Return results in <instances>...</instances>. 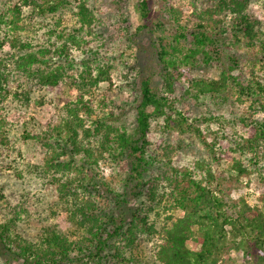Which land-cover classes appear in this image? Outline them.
<instances>
[{
    "label": "trees",
    "instance_id": "1",
    "mask_svg": "<svg viewBox=\"0 0 264 264\" xmlns=\"http://www.w3.org/2000/svg\"><path fill=\"white\" fill-rule=\"evenodd\" d=\"M68 1L8 0L6 5L0 0V111L31 100L24 89L8 85L5 58L11 50L17 54L12 56L16 70L40 87H55L73 71L72 84L80 88L74 100L63 103L56 123L39 136L24 134L41 143V162L18 160L22 153L10 123L0 116V168L8 167L19 180L25 178L23 170L26 181L47 177L58 208L74 226L66 233L43 224L35 239L25 238L20 222L38 214L41 197L26 189L12 202L0 191V264H264V156L259 150L264 149V117L254 116L264 111V35L262 22L246 10L250 0H213L201 10L190 0V27L181 24L182 11L170 6L175 32L158 52L164 62L159 85L149 77L138 79L137 70L131 77L119 73L103 52L111 41H135L138 34L125 26L120 37L107 31L85 1L77 3L69 24L62 17L46 25L36 21ZM24 5L31 16L23 13ZM137 8L147 18V0ZM42 27L45 38L37 34ZM240 45L248 57L235 51ZM77 56L81 66L74 63ZM180 70L193 73L185 88ZM99 82L107 87L97 96ZM123 88L134 96L131 129L128 111L115 105ZM206 96L238 111L227 117L192 115L188 99ZM159 119L154 144L148 132ZM211 120L217 129L205 131L200 124ZM196 143L202 147L191 164H173L179 151ZM254 172L263 188L253 203L232 198L230 186H241ZM176 209L182 215H175Z\"/></svg>",
    "mask_w": 264,
    "mask_h": 264
},
{
    "label": "rangeland",
    "instance_id": "2",
    "mask_svg": "<svg viewBox=\"0 0 264 264\" xmlns=\"http://www.w3.org/2000/svg\"><path fill=\"white\" fill-rule=\"evenodd\" d=\"M3 1L6 5L8 4V0ZM79 1H85L91 9L100 14L101 21L106 27H109L107 31L119 34L120 27L125 26L129 31H135L138 34L135 41H128L126 38L120 41H111V43H109L110 48L103 52V54L110 57L111 62L119 69V73L121 75L128 74V77H131L134 75V72L138 71V79L141 77H149L155 85H159L161 83V73L164 71V62L160 59L158 52L161 49V44L165 43L166 40L170 41L171 36L175 32L174 24L171 23L172 15L169 7L176 6L181 10L183 14L181 24L190 27L191 21L186 18V15L190 14L194 8L191 1L147 0L150 11L147 18L144 19L140 17L137 8L140 0H69V3L64 5L57 13L53 15L48 14L47 17L44 18L38 17V20L33 18V21H40L41 25H46L49 22H53L56 17H62L65 20L64 22L69 24L74 20V12ZM195 3L201 10L207 6H212L213 0H196ZM263 4V0H250L246 10L253 18L262 22L260 26L264 35ZM1 5L3 4L1 3ZM23 13L27 16H31L28 5L23 6ZM37 34L45 38L47 36L46 28L42 27ZM118 36L120 37L121 35L119 34ZM41 37L39 38L42 39ZM235 51L240 52L239 54L242 55L246 53V49L242 45L237 47ZM16 55L17 54H14V51L11 50L7 53V58H5L10 71L7 80L8 85L12 89H18V87L24 89L31 100L28 104L16 102L13 107L7 106L8 108L6 111H0V116H3L10 123L11 133L14 135L13 137L16 140L15 143L22 153V156L19 157L18 160L38 163L41 162L44 149L36 138H25L24 134L29 132L31 135L39 136L46 125H52L57 122L58 113L63 103L74 100L78 95L80 88L72 84V76H76L77 72L70 71V73H72L71 78L66 76L55 87H40L36 83L35 78L16 70L13 63V59H16ZM244 55L248 57L247 54ZM82 61L83 59L77 56L74 63L77 66H81ZM226 64L227 62L222 63L220 67ZM250 65V61L246 62V69H248ZM180 71L183 73V70ZM201 71L200 69L198 72ZM210 73L212 75L215 72L212 73L211 71L207 74L210 75ZM192 77L193 73H183L179 78L181 86L185 88L188 84V80ZM80 87L83 86L80 85ZM106 87V82H99L97 85V96H100L101 91L105 90ZM114 99L116 108H125L128 111L126 121H130L134 113L130 108L134 99L132 91L126 88L117 90ZM36 100L40 101V103ZM187 102L188 105L186 108L190 109L192 115L201 117H207L209 113L216 115L224 114V116L227 117L238 111L236 109L232 111L230 106L219 107L214 104L208 96L201 97L197 100L188 99ZM248 103L249 101H245L240 106L246 109ZM181 107H185L183 103ZM254 116L263 118L264 111L258 109L255 111ZM159 123H162L161 119L153 121L148 132V138L154 144L158 139L156 127ZM200 126L205 131H214L217 129L218 124L214 120H211L202 122ZM131 128L132 122L130 121L128 129ZM201 147L202 145L200 143H196L191 145V147H187V149L179 151L173 158V164L179 167L191 164L194 156L201 150ZM259 150H261L260 153L264 156V149L261 148ZM225 163V161H222L220 167L224 166ZM22 173L25 174V178L19 180L10 174L8 167L0 168V191L5 194V196L9 197L12 202H14V198L18 199L26 189L42 199V202L38 204V214L36 215L32 212V220L28 218L27 220L29 222H20L19 230L21 234L25 238L33 240L39 233L41 225L43 224H55L66 233L71 232L74 226L69 223L67 212L58 208L57 193L54 192L52 186L49 184V179H47V177L44 179L29 177L30 179L26 181L27 172L23 170ZM242 181L243 184L241 186H230L229 194L234 199L244 197L249 203H253L259 190L263 188L257 172L249 174L247 177L243 178ZM130 202L132 203L133 201L131 200ZM174 213L177 216L182 215L180 209L174 210Z\"/></svg>",
    "mask_w": 264,
    "mask_h": 264
}]
</instances>
